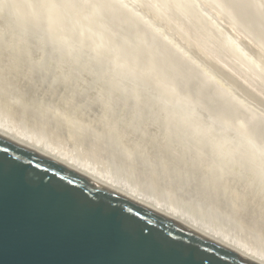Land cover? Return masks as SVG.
Instances as JSON below:
<instances>
[{"label": "rangeland", "instance_id": "obj_1", "mask_svg": "<svg viewBox=\"0 0 264 264\" xmlns=\"http://www.w3.org/2000/svg\"><path fill=\"white\" fill-rule=\"evenodd\" d=\"M5 1L7 2V4H5L6 3ZM36 1L37 2L40 1V3H38V4H41V0H39V1L36 0ZM36 1L33 0L31 2V0H30L31 4L34 2L36 3ZM47 1L43 0V2L45 4L44 5L42 4L40 6H45L47 4L49 5V3L54 2L53 0H52L53 2L51 0H49V2L47 3ZM20 2H21L20 4H23V6L25 7L24 8L21 5L24 8L25 12L21 11V10L15 12L14 10L9 9L7 7V5L9 3H11V0H9V1L8 0H0V53H1L0 54V60L2 62H4V63H2L0 61L1 62L0 63V119H2V120L7 119V121L9 119L10 123L12 125H14L16 129L18 128L20 131H23L27 134H33V135L38 136V137L40 136L42 138V141L53 143V146L59 145L60 149H65V151L68 150V152L72 153L73 156L77 157V159L79 161H81V160L87 161L88 163H91L92 165H95L102 170H104V169H105V171L107 170V172L111 173L114 177H117V179H121V180L125 179V180L130 181L131 183L137 185V187L139 189H141V190L143 189V191H146L148 194L152 195V197H154V198L156 197L157 199L163 201L162 203L164 205L172 204L174 207H177V209H181V212H183V213L185 212V213H189L193 216L199 217L203 221V223H205L211 227L218 228L224 233L226 232L230 236L235 237V239H237L238 241L243 243V245H246V247H251L257 253L264 255V227H262V225H264V218H262L260 215L261 206L264 205V186H263V184H259L258 179L257 178L254 179L255 175L254 174L252 175V172H249L248 170H244L243 166H241L240 164L230 165L231 168H227V169H229L230 172L228 170H226L228 172H226V171L221 172V170L219 172L218 168H217V167H219V163L216 162L217 160L215 161L214 156H212V154H210L209 151H206L204 149L205 147H202L204 149V151H203V149L200 148L201 145L199 143L197 144L196 143L197 141H195V139L191 140V139H193V137L190 139L189 136L185 135L187 132H185L184 136L180 135V136H182L180 138L179 134L181 133L182 129L181 130L179 129V127H180L179 125L177 126L178 129L177 128H174V129L171 128V127H175V126H173L172 122H169L170 121V118H169L170 115L168 113H172V112H167V113L165 112L164 114H166V115L162 114L163 118H162L161 113L159 111H157L158 113L155 112L156 111L155 109L157 107H160L159 106L160 102L158 103V100L163 102V100L160 99V97L163 96L162 94H160V92L162 93V91H160V90L164 89V86H165L166 88L168 87L166 90L172 91V92L169 91L171 94L169 92L167 94H170L174 98L176 97L175 99L171 100L172 102H170V104L175 105L176 103L177 104L179 103V104L183 105L184 102H186L182 107H180V105H179L178 108L179 109L181 108L182 110H184L188 106L187 108H189V113H190V111H191L190 109L192 107L193 109H195L194 110V112H195L194 116L196 117V115H197L196 118H198V115H200L198 120L204 119L202 121L199 120L201 123L203 122V124L207 125V122L210 119V116H208L209 113L214 116L215 113L217 112L216 113L217 116L215 115L213 120H218L217 118H218V114H219L220 116H223L224 121H226V118L228 117V119H229L228 122L231 124H232V122L233 123L234 122L235 123L241 122V124L243 123V127L246 128L248 131H250V133H251L250 136L254 140H256V137H258L260 139V141H263L262 139L264 138L263 137L264 136V96H263L264 95V15H262V10L258 9L259 7H257L258 6L257 4H261V3L264 4V0H244V1L242 0V2H239L237 0H232V3H231L232 7L231 8L233 10L234 19L233 18L231 19L225 13L224 14L221 13L223 16L220 15V20L221 19L222 20L219 21L221 23V25L224 28H226L225 30H227L229 33H231V35L235 36L241 42V44H243L246 47V49H248L250 55L253 54L251 56H253L256 61H259V62H257V64H259L260 70L263 71V75L261 77H257L256 75L254 76V74L250 70L247 71L248 69L241 63V61L237 57H235L233 54L229 53V51L220 43V41H218L217 39L210 36V34L207 33V28L202 24V22L200 21V19L196 15L190 14V15L182 16V15H177V14H173V13L165 14L162 12H158L157 8L154 6H151V4H149V3H151V1L149 2L148 0H144L142 2V4L140 5V10L144 11L146 18L152 19L156 22L158 21L159 25L160 26L162 25L160 27V29L162 30V33L168 34L170 36V39H172L170 41H173L175 43V47L178 46L177 47L178 49L177 48H175V49L181 50V51H179L180 54H181V52L184 53V57L186 59L185 61H182V60L179 61L180 59L178 57H176L175 55H173V53L169 49H167L164 45L154 41L147 32H145L142 28L138 27L137 25L127 24L126 26H124V28L122 27L121 29L116 30V31H114V33H112L113 32L112 30H115V28L117 27L116 23H114L113 21L107 20L108 18H104V17H102V18H104L105 22L102 21L103 20L102 18H96L95 22L93 20L92 23L95 25V27L97 29H101V30L96 29L95 32L99 34L98 36H100L99 38H100L101 43H102V41H104L103 42L104 46L107 45V44H105L106 38L108 39L110 36L111 37L113 36L114 41L117 40L116 43H118V41H119L118 44H120L121 46L124 45V46H122V48L123 49L125 48V51L123 50V52L126 53V55L128 53L130 54L131 50H136V51H138V56L140 58H142V56L144 57V58H142L143 61H141L143 63H141V65H140L142 67L141 69H143V67H144L142 72H140V75L142 73L144 74V75L143 74L141 75V80H140L141 86H140V84L138 87H133L132 85H130V86H132L134 88V90H136L138 88L137 91L140 90V94L143 93L145 95V97H146L147 93H148L147 96H149V94L151 93L154 103L156 102L157 104H159L158 106L156 104H151L152 108L154 107V105L156 106L153 109L150 106V103L153 101L150 102L149 98H147V97L145 98L143 94H142L143 96L141 95V97H138V95L136 94L138 92L133 91L132 87L130 88L129 86H125V88L127 87L126 88L127 90H125L126 92L128 91V87L130 88L129 89L130 91L132 89V91H131L132 94L130 93L131 96H126L124 91H120L121 93H119V91L117 89L118 88L117 84H114L115 88L112 89L114 81H115L114 83L117 82L118 84L121 81L123 82L122 77H120V76H119V78L115 77L116 80L113 81V78H110L113 74L109 73V71H108L109 68L106 67L108 72L105 71V68H103L104 66H106V63H104L103 61L94 60L93 57H95V56H92V60H94L99 65H100V63L103 62L104 65L102 63L101 67L96 66V64L93 65L92 61H91L92 64L91 63H89V64L84 63V61L86 62L85 58L84 59L81 58V59H83L82 61L84 63V64H81L80 63V61H81L80 57L72 55L74 53L68 54L67 52H65L66 50H63V51L59 50L61 48L58 49L56 46H54L55 44L51 43V42L49 44H52V45H48L49 41H48L47 35L44 34V33H46L44 28H42L44 30V32H43V30L33 28L34 26L31 22H34V19H33V21L30 22V20H32L31 18L26 19V17H25V20H29V22L32 25H30L28 23V21H26V23L29 25H26V23L23 22L24 16H26V14L28 15V12H29V10L26 9L27 7L29 8V6H30L29 0H21ZM145 3H146V5H145ZM38 4L36 3V4H33V6L31 5L32 7L36 8L34 10L37 12H38V10H37L38 8H39V11L42 9L40 6L37 8ZM53 4L56 5L55 3H53ZM247 5H254V6L248 7ZM142 6H144V7H142ZM147 6H149V7H147ZM56 7L60 8L58 6H56ZM152 8H154V9H152ZM67 9L63 10L64 13H65V11H67ZM45 10H47V9H45ZM70 10L72 11V9H70ZM153 10H156V13ZM26 11H27V13H26ZM41 11H44V9ZM41 11L38 12V15H39V17L43 16L42 18H43V20H45L44 14L41 16V14H42ZM72 12H74V11H72ZM87 12H86V14L83 12H82L83 14H81L83 16L82 21L85 23L83 24L81 21V18H80V20H79L80 24H78V25H85V24L87 25L88 23L91 25V21H90L91 15H88L90 13L89 12L87 13ZM164 12H165V10H164ZM11 13L12 14L15 13V14L12 15ZM39 13H41V14H39ZM16 14H21L22 16L24 15L23 20L16 19L15 18ZM153 14L158 15V17H155V15H153ZM10 15H12V16H10ZM163 15L166 17H163ZM13 16H15V17H13ZM160 16H161V19H160ZM173 16H174V18H173ZM9 17H10V19H9ZM42 18L38 19L37 22L38 23L40 22L39 24L42 26L44 25L43 27H45L46 24L41 23ZM114 18H117V17H114ZM163 18H166L167 20H163ZM226 18H228L229 20L228 19L226 20ZM97 19H99V21H97ZM180 19H182V20H180ZM15 22H16L17 26H16V24H14ZM191 22L193 25L191 24ZM97 23H99V24H97ZM106 23H108V24H106ZM175 23H177V24H175ZM93 24H92V27L94 28ZM178 24H181L182 26L180 25V27H179ZM37 25H35V26L37 27ZM183 25H184V27H183ZM27 26H29L28 29H27ZM31 26H32V29H31ZM42 26H39V28ZM110 26H111V28H108ZM114 26H115V28H114ZM185 26H186V28H185ZM25 27H26V29H25ZM190 27H191V29H190L191 31L188 30ZM198 28H200V29H198ZM235 28H237V29H235ZM239 28H240V30H239ZM180 30H183V31H180ZM233 30H236V31H233ZM25 31H27V33ZM41 31H42V33H41ZM99 31H101V32H99ZM117 31H119L120 32L119 34H121L122 36H120ZM187 31H189V32H187ZM108 32L109 33L111 32V35H109ZM238 32H239V34H238ZM102 33L103 34L106 33V34L103 35ZM187 33H189V34H187ZM1 34L3 35V37ZM106 35L107 36L109 35V36L107 37ZM174 35L176 37H174ZM187 35H189V36H187ZM105 36H106V38H105ZM198 36H200L201 38ZM113 37H112V39H113ZM112 39H109L107 41L110 42ZM205 39H206V42H205ZM187 41H189V42H187ZM11 42H13L14 44H12ZM198 42L200 43V45L198 44ZM96 44H97V42L95 43V45ZM127 44H128V46H127ZM204 44H205V46H204ZM206 45L208 48L206 47ZM102 46H97V48H99V49L101 48L100 53L105 51L104 49H106L105 47L102 48ZM217 46H219L221 48H218ZM106 47H108V49H109V45ZM43 49H45V51ZM204 49H205V51H203ZM222 51H224V52H222ZM151 52H152V54H151ZM89 53H90V51H89ZM91 53H93V52L91 51ZM227 53H229V54H227ZM25 55L27 57H25ZM101 55L103 56L102 53H101ZM101 55L98 53V55L96 56L98 58V60H102L103 57H101ZM55 56H56V58H55ZM232 56H233V58H231ZM96 57H95V59H97ZM15 58H16V60H15ZM60 58H61V60H60ZM77 58H79L80 61H78ZM3 59H5V60H3ZM21 59H23V60H21ZM9 60H11V61L14 60L13 62H16L18 64V66H21L20 68L23 69L25 72H27L31 69H37V70L38 69H44L47 72H51L54 74L57 73L56 75L60 76L61 79L68 77L69 81L73 82L74 84H78V86L81 85L79 90L81 92L85 93V97H86L85 99L88 100L89 103H86V104H84L83 107H81V104L79 102L74 103L72 105V104L66 103L64 100L62 101L60 97L65 95L63 87L60 88L59 93L57 92L58 94L57 93L50 94L51 96L49 94H45L44 91H41V94L38 97L31 98L30 102L28 103V107L16 106L10 102H7L5 100V96H4V89H5L4 77H5V74H3V73H4V66H5V64H7L9 62ZM75 61H78V62H75ZM46 62H47V64H46ZM197 62H199V63H197ZM235 62H238V63H235ZM22 64H23V66H22ZM65 65H66V67H65ZM84 65H86V67ZM243 69H246V70H243ZM57 70H59V71H57ZM83 70L86 72H84ZM147 71L148 72L150 71V73H148ZM86 73H88V77H87ZM201 73L203 75L209 76L212 79V81H214V83L218 86V90H216L215 87L212 86L210 82H209V84L203 82L202 77L200 76V75H202ZM19 74L14 73V75H18L19 79L21 78L20 80H22L24 73L21 72ZM82 74H83V76H82ZM106 76H108V77H106ZM76 77H77V79H76ZM90 77H92V78H90ZM112 77H114V76H112ZM146 78L150 79L151 82L154 80H157V81L151 83L150 80H148L146 82V81H144ZM151 78H153V79H151ZM117 79L118 80L122 79V80L118 81ZM247 79L249 81H246ZM89 80L91 83H89ZM166 80L171 82V83L167 82ZM16 81H13V84L19 85V80H16ZM194 81H196L197 85L194 83ZM199 81H201V82H199ZM122 82H121V84H123ZM192 82L194 85H192ZM25 83H27V82L25 81ZM146 83L149 84L148 86H150V88L147 86V89H146ZM159 83L161 84V87H160ZM168 83L170 84V86L171 85L172 86L169 87ZM189 85L193 86V90H192V87ZM153 86H155V87H153ZM9 87L11 88L12 85H9ZM175 87L178 89H176ZM189 87H190V90H189ZM209 87H212L213 89H211ZM139 88H141V89H139ZM156 88H157V90L160 88V90H158V92L160 91L159 93H157ZM116 89H117V91H116ZM144 89H145L146 93H144L145 92ZM210 89H211V91H210ZM207 90H209L210 92ZM108 91L110 93H108ZM130 91H128V92H130ZM177 91H178V94L176 96H174L177 93ZM187 91H188V93H190V91H192L193 92V93L191 92L192 95H191V93L188 94ZM122 92H124V93H122ZM104 94H105V96H104ZM124 94H125V97H124ZM216 94H218V97L216 96ZM178 95H180V96H178ZM186 95H188L189 99H187L188 97ZM182 96L184 99L180 100V98H182ZM135 97H136V99H135ZM216 97L218 99H216ZM219 97H220V99H219ZM156 98H158V99H156ZM191 98H193L192 99L193 101L190 100ZM194 98H196V99L194 100ZM221 98H222V100H221ZM9 99H11V97ZM227 99L232 100L234 102L237 101V102H235L236 105L231 103V102L226 101ZM141 100H143V101H141ZM150 100H152V99H150ZM138 101H141V102H138ZM173 101L175 103H173ZM199 101H201V102H199ZM222 101L224 102V104ZM60 102H61V104H59ZM136 102L139 103L140 106H142V107H139ZM221 102H222V104H221ZM63 103H64V105H63ZM65 103H66V105H65ZM188 103H190L192 106L190 104L188 105ZM227 103L230 106H232V105L237 106L238 105V107L236 108V107L232 106V109L234 107V109L232 111V109L230 108V106ZM239 103L244 105V106L241 107L239 105ZM52 105H54V106H52ZM148 105H149V107H148ZM197 105H200V107H202L201 109L198 107V112L196 111ZM204 105H205V107L203 108ZM214 105L216 107H214ZM177 106L178 105H176V108H177ZM184 106H186V107H184ZM226 106H228L227 108H229V109H227ZM99 107H100V109H99ZM224 107L226 108V110ZM70 108H72V109H70ZM74 108H76V109H74ZM205 108L207 110L204 111ZM77 109H79L80 111ZM158 109L159 108H157V110ZM210 109L213 110L214 112L211 111ZM240 109L243 110V112ZM159 110L161 111V110H163V108L160 107ZM209 110L211 112H208ZM239 110L241 111V113H240L241 115L238 113V112H240ZM151 111H153V112H151ZM165 111H168V110H165ZM223 111H225V112H223ZM244 111H245V113H244ZM221 112L224 114H222ZM205 113H208V115H206ZM229 113L231 115H233L232 119H234V120L232 122L230 121L232 119H231V115ZM76 114L79 116H77ZM167 114H168V116H167ZM173 115L175 117H177L175 114H173ZM224 115H226V116H224ZM228 115H230V116H228ZM213 116H211V120H212ZM247 116H248V118H247ZM164 117H165V119H168V120H165ZM166 117H168V118H166ZM215 117H217V118H215ZM80 118H82V119H80ZM97 118H99V119L97 120ZM221 118L222 117H220V119ZM238 118L241 119V121ZM162 120L165 121L166 123L162 122ZM173 120H171V121H173ZM247 120H248V122H252V123H247ZM167 121L170 124H168ZM174 121H176V120H174ZM204 121H206V122L204 123ZM243 121L245 122V125H244ZM254 121L257 123H255ZM175 125H176V123H175ZM94 127H95L97 133H104L105 135H103L102 137L97 139L95 136L87 134V129H91V128L94 129ZM254 127H255V129H254ZM117 128H119V129L117 130ZM248 128H250V129H248ZM176 129L179 131H177ZM119 132H121V133L119 134ZM110 133H111V135H110ZM142 133H143V135H142ZM182 133H184V130ZM259 133L261 134V136L259 135ZM189 140L191 143L189 142ZM260 141L258 142V140H257L256 142L259 145H263L262 143L260 144ZM128 142H130V143H128ZM161 144H163V145H161ZM165 144H167V145H165ZM181 145H182V147H181ZM181 149H183V150H181ZM158 150L160 151V153ZM167 150H169V151L167 152ZM73 152H76L77 156H76V153H73ZM199 152L201 154H199ZM198 155H199V157H198ZM204 166H206L207 169ZM238 168H240L241 171ZM182 169H183V171H182ZM210 169H211V171H210ZM227 174L229 175V177L227 176ZM230 174H232L233 177ZM223 175H224V177H221ZM192 176L195 177V180L189 179V177H192ZM244 176H245V180L243 179ZM209 177H211L212 179ZM229 178H231V179H229ZM236 179H237V181H236ZM242 179H243V181H242ZM216 180H217V182H216ZM252 182H253V184H252ZM254 189H255V191H254ZM259 190H263V191L261 192ZM251 196H252V198H251ZM166 203H169V204H166ZM242 205L245 208L243 211H241ZM253 209L255 210L254 216H253V213L251 211Z\"/></svg>", "mask_w": 264, "mask_h": 264}, {"label": "bare ground", "instance_id": "obj_2", "mask_svg": "<svg viewBox=\"0 0 264 264\" xmlns=\"http://www.w3.org/2000/svg\"><path fill=\"white\" fill-rule=\"evenodd\" d=\"M9 1V0H8ZM21 0H11V3H9L7 5V7L11 10H14L15 12L17 11H24V6L23 4H20ZM33 0H31L32 2ZM36 1V0H35ZM39 1V0H38ZM47 1V0H46ZM52 1V0H51ZM50 1V2H51ZM54 1V2H53ZM52 2L55 3L56 5H54L53 3H49V5H45V6H40V5H44L45 3L43 2V0H41V4H38L40 3L36 1V3L38 4L37 5V8L40 6L41 10L44 9V11H41V16L44 14V19L43 20V16L42 17H39L38 15V12L39 11V8L37 9V11H35L34 9H36L35 7H32L33 4H36L35 2L31 4L30 0H29V8L27 7L26 9L29 10L28 12V15L26 14V16H24V20H23V16L21 14H16L15 17L16 19H20V20H23V22L26 23V21H28V23L30 25L33 24V28L35 29H39V30H43L42 28L45 29V32L44 34L47 35L48 37V45H52V44H49L50 42L51 43H54L59 50H66L65 52H67L68 54H72V55H75V56H79L80 59L81 58H85L86 62L84 61V63H93V65L96 64V66H100L101 67V64L104 62L106 63V66H104L103 68H105V71H107L106 67L109 68V73L110 74H113L112 76L114 77H110V78H113V81L116 80L115 77L119 78L122 77L123 79V84H121V82H119V84L116 82L114 83L113 82V87L112 89L115 88L114 84H117L118 85V91L119 93H121L120 91H124L126 96H131L130 93L132 94V89L133 91H137L138 88L136 90H134L133 87H138L139 84H140V80H141V74L140 75V72H142V70L144 69H141L142 67L140 66L141 61H143L142 58H144L142 56V58H140L138 56V51L136 50H129L130 51V54L126 55V53L123 52V50L125 51V48L123 49L122 46L124 45H120L118 43H116V41H114V37L112 39V37L110 36L108 39L106 38V43L107 44L106 46L109 45V49L108 47L104 46L103 42L101 43L100 41V36H98L99 34L96 33V27L95 25L92 23V21L96 20V18H108L107 20H110V21H113L114 23L117 24V27L115 28V30H112L114 33V31L116 30H119L121 29L122 27L124 28V26H126L127 24L129 25H137L138 27L142 28L145 32H147L150 37L164 45L167 49H169L173 55H175L176 57H178L180 60L179 61H185V57H184V53L181 52V54L179 53V51L181 50H176L175 48H177L178 46L175 47V43L173 41H170L172 39H170V36L168 34H164L162 33V30L160 29V26L159 25V22L157 21H154L152 19H149V18H146V15L144 14V11L140 10V5L142 4V2L144 0H53ZM149 2L151 1V6H154L157 8L158 12H162V13H165V14H177V15H182V16H186V15H196L200 21L202 22V24L207 28V33L210 34V36H212L213 38L217 39L218 41H220V43L229 51V53L233 54L235 57H237L241 63L248 69L247 71H251L254 76L256 75L257 77H261L263 75V71L260 70V66L259 64H257V62L259 61H256L254 59L253 54L250 55L248 49H246V47L241 44V42L233 35H231V33H229L227 30H225L226 28H224L221 23L219 21L220 20V15H222L221 13H225L227 16H229L231 19L233 18L234 19V15H233V10H232V0H148ZM231 1V2H230ZM239 2H242V0H237ZM244 1V0H243ZM6 2V1H5ZM4 2V3H5ZM49 2V0L47 1V3ZM7 4V2L5 3ZM263 4V3H261ZM24 7H22V6ZM32 5V6H31ZM76 7H75V6ZM144 5V4H143ZM146 5V3H145ZM148 5V4H147ZM258 6L260 4H257ZM56 6L60 7V8H57ZM75 8H74V7ZM257 6V7H258ZM22 7V8H21ZM45 7V8H44ZM48 7V8H47ZM78 7V8H77ZM144 7V6H142ZM149 7V6H147ZM68 8V9H67ZM77 8V9H76ZM2 9V8H1ZM47 9V10H45ZM66 10L65 13L63 10ZM70 9H72V12ZM76 9V10H75ZM147 9V8H146ZM154 9V8H152ZM259 10H261L260 8H258ZM27 10V11H28ZM144 10V9H143ZM163 10V11H162ZM165 10V12H164ZM13 11V12H14ZM26 11V13H27ZM77 11V12H76ZM88 11L90 14L88 15H91V25L88 23L87 25H78L80 24L79 23V20L81 18V21L83 20V16L81 14L85 13ZM155 11L156 13V10H153ZM167 11V12H166ZM44 12V13H43ZM83 12V13H82ZM87 12V13H88ZM36 13V14H35ZM153 13V12H152ZM10 14V13H9ZM8 14V15H9ZM12 14V13H11ZM15 13H13L12 15H14ZM10 15V16H12ZM38 15V16H37ZM148 15V14H147ZM155 15V17H158V15L156 14H153ZM162 16V15H161ZM161 16H160V19H161ZM223 16V15H222ZM226 16V17H227ZM5 17V16H4ZM25 17L26 19L28 18H31L33 21L34 19V22H29V20H25ZM114 17H117V18H114ZM163 17H166L163 15ZM236 17V16H235ZM6 18V17H5ZM42 18V24H46L45 27H43L42 25H40L37 21L38 19ZM104 18H102L103 22L104 21ZM174 18V16H173ZM176 18V17H175ZM180 18V17H179ZM186 18V17H185ZM10 19V17H9ZM15 19V20H16ZM158 19V18H157ZM224 19V18H223ZM228 18H226L227 20ZM101 20V19H100ZM163 20H167L166 18H163ZM182 20V19H180ZM189 20V19H188ZM229 20V19H228ZM2 21V20H1ZM5 21V20H4ZM80 21V22H81ZM85 21V20H84ZM97 21H99V19H97ZM96 21V22H97ZM18 22V21H17ZM108 22V21H107ZM189 22V21H188ZM10 23V22H9ZM21 23V22H20ZM35 23V24H34ZM82 23L84 24L85 22L82 21ZM163 23V22H162ZM167 23V22H166ZM165 23V24H166ZM186 23V22H185ZM184 23V24H185ZM16 24V22L14 23ZM26 23V25H29ZM38 24V25H37ZM92 24L94 25V28L92 27ZM99 24V23H97ZM101 24V23H100ZM108 24V23H106ZM169 24V23H168ZM172 24V23H171ZM170 24V25H171ZM177 24V23H175ZM174 24V25H175ZM187 24V23H186ZM192 24V22H191ZM195 24V23H194ZM223 24V23H222ZM3 25V24H2ZM25 25V26H26ZM37 25V27L35 26ZM104 25V24H103ZM115 25V24H114ZM179 27L181 24H178ZM193 25V24H192ZM224 25V24H223ZM14 26V25H13ZM17 26V24H16ZM20 26V25H19ZM39 26H42L39 28ZM98 26V25H97ZM113 26V25H112ZM182 26V25H181ZM189 26V25H188ZM187 26V27H188ZM236 26V25H235ZM3 27V26H2ZM22 27V26H21ZM29 26H27V29H28ZM171 27V26H170ZM178 27V26H177ZM184 27V25H183ZM194 27V26H193ZM8 28V27H7ZM108 28H111L108 27ZM126 28V27H125ZM186 28V26H185ZM195 28V27H194ZM229 28V27H228ZM19 29V28H18ZM26 29V27H25ZM30 29V28H29ZM31 29H32V26H31ZM107 29V28H106ZM191 27L188 29L190 30ZM193 29V28H192ZM200 29V28H198ZM237 29V28H235ZM3 30V29H2ZM97 30H101V29H97ZM175 30V29H174ZM187 30V29H186ZM194 30V29H193ZM229 30V29H228ZM232 30V29H231ZM240 30V28H239ZM244 30V29H243ZM30 31V30H29ZM109 31V30H108ZM180 31H183V30H180ZM191 31V30H190ZM233 31H236V30H233ZM27 33V31H25ZM31 32V31H30ZM44 32V30H43ZM101 32V31H99ZM118 34L120 33L119 31H117ZM166 32V31H165ZM169 32V31H168ZM189 32V31H187ZM193 32V31H192ZM195 32V31H194ZM2 33V32H1ZM39 33V32H38ZM42 33V31H41ZM109 33V32H108ZM196 33V32H195ZM5 34V33H4ZM103 34V33H102ZM106 34V33H105ZM103 34V35H105ZM189 34V33H187ZM197 34V33H196ZM201 34V33H200ZM199 34V35H200ZM239 34V32H238ZM242 34V33H241ZM2 35V34H1ZM43 35V34H42ZM109 35H111V32L109 33ZM108 35V36H109ZM114 35V34H113ZM120 36H122L121 34H119ZM173 35V34H172ZM195 35V34H194ZM107 36V37H108ZM189 36V35H187ZM209 36V37H210ZM247 36V35H246ZM3 37V35H2ZM17 37V36H16ZM28 37V36H27ZM130 37V36H129ZM174 37H176L174 35ZM200 37V36H198ZM242 37V36H241ZM21 38V37H20ZM104 38V39H105ZM116 38V37H115ZM188 38V37H187ZM201 38V37H200ZM246 38V37H245ZM250 38V37H249ZM45 39V38H44ZM102 39V38H101ZM103 39V40H104ZM109 39H112L110 42L107 41ZM136 39V38H135ZM191 39V38H190ZM204 39V38H203ZM247 39V38H246ZM251 39V38H250ZM13 40V39H12ZM17 40V39H16ZM15 40V41H16ZM47 40V39H46ZM199 40V39H198ZM252 40V39H251ZM5 41V40H4ZM23 41V40H22ZM25 41V40H24ZM213 41V40H212ZM7 42V41H6ZM14 42V41H13ZM13 42H11L12 44H14ZM28 42V41H27ZM31 42V41H30ZM97 42V46H102V48H106L104 49L105 51L101 52L103 54V56L101 55L100 51H101V48H97V46L95 45V43ZM189 42V41H187ZM194 42V41H193ZM205 42H206V39H205ZM249 42V41H248ZM4 43V42H3ZM26 43V42H25ZM32 43V42H31ZM99 43V44H98ZM212 43V42H211ZM28 44V43H27ZM198 44L200 45V43L198 42ZM216 44V43H215ZM220 44V45H221ZM245 44V43H244ZM256 44V43H255ZM7 45V44H6ZM20 45V44H19ZM177 45V44H176ZM203 45V44H202ZM208 45V44H207ZM206 45V47H207ZM212 45V44H211ZM219 45V46H220ZM2 46V45H1ZM15 46V45H14ZM128 46V44H127ZM205 46V44H204ZM214 46V45H213ZM217 46L218 48H221ZM10 47V46H9ZM30 47V46H29ZM28 47V48H29ZM202 47V46H201ZM210 47V46H209ZM5 48V47H4ZM24 48V47H23ZM36 48V47H35ZM208 48V47H207ZM215 48V47H214ZM223 48V47H222ZM9 49V48H8ZM21 49V48H20ZM178 49V48H177ZM181 49V48H180ZM217 49V48H216ZM254 49V48H253ZM45 51V49H43ZM51 50V49H50ZM53 50V49H52ZM128 50V49H127ZM126 50V51H127ZM40 51V50H39ZM48 51V50H47ZM61 51V52H62ZM91 53V51L93 53ZM205 51V49L203 50ZM212 51V50H211ZM210 51V52H211ZM219 51V50H218ZM88 52V53H87ZM128 52V51H127ZM148 52V51H147ZM216 52V51H215ZM224 52V51H222ZM226 52V51H225ZM98 53L101 55L102 60H98V58L96 57L98 55ZM150 53V52H149ZM227 53V54H229ZM263 53V52H262ZM1 54V53H0ZM11 54V53H10ZM9 54V55H10ZM24 54V53H23ZM27 54V53H26ZM42 54V53H41ZM51 54V53H50ZM59 54V53H58ZM93 54V55H92ZM96 54V55H95ZM152 54V52H151ZM163 54V53H162ZM220 54V53H219ZM45 55V54H44ZM52 55V54H51ZM60 55V54H59ZM126 55V56H125ZM20 56V55H19ZM49 56V55H48ZM92 56H95L97 59L94 58V60L96 61H103L102 63H100V65L98 63H96L94 60H92ZM192 56V55H191ZM212 56V55H211ZM13 57V56H12ZM23 57V56H22ZM25 57H27L25 55ZM51 57V56H50ZM62 57V56H61ZM73 57V56H72ZM71 57V58H72ZM221 57V56H220ZM56 58V56H55ZM100 58V57H99ZM147 58V57H146ZM227 58V57H226ZM230 58V57H229ZM233 58V56L231 57ZM11 59V58H10ZM45 59V58H44ZM52 59V58H51ZM76 59V58H75ZM74 59V60H75ZM78 61H80L79 58H77ZM83 59H81L80 63L81 64H84L83 63ZM142 59V60H141ZM168 59V58H167ZM213 59V58H212ZM235 59V58H234ZM5 60V59H3ZM16 60V58H15ZM23 60V59H21ZM61 60V58H60ZM65 60V59H64ZM70 60V59H69ZM156 60V59H155ZM195 60V59H194ZM232 60V59H231ZM1 61V60H0ZM14 61V60H13ZM52 61V60H51ZM72 61V60H71ZM78 61H75V62H78ZM199 61V60H198ZM235 61V60H234ZM2 62V61H1ZM0 62V63H1ZM34 62V61H33ZM45 62V61H44ZM74 62V63H75ZM145 62V61H144ZM153 62V61H152ZM231 62V61H230ZM239 62V61H238ZM238 62H235V63H238ZM4 63V62H2ZM16 63V62H15ZM20 63V62H19ZM23 63V62H22ZM36 63V62H35ZM43 63V62H42ZM54 63V62H53ZM57 63V62H56ZM67 63V62H66ZM91 63V64H92ZM103 63V65H104ZM158 63V62H157ZM199 63V62H197ZM44 64V63H43ZM47 64V62H46ZM45 64V65H46ZM60 64V63H59ZM58 64V65H59ZM72 64V63H71ZM146 64V63H145ZM16 65H18L16 63ZM33 65V64H32ZM78 65V64H77ZM144 65V64H143ZM148 65V64H147ZM160 65V64H159ZM186 65V64H185ZM238 65V64H237ZM241 65V64H240ZM261 65V64H260ZM23 66V64H22ZM40 66V65H39ZM43 66V65H42ZM54 66V65H53ZM73 66V65H72ZM80 66V65H79ZM86 67V65H84ZM21 67V66H19ZM31 67V66H30ZM66 67V65H65ZM32 68V67H31ZM36 68V67H35ZM40 68V67H39ZM84 68V67H83ZM102 68V69H103ZM202 68V67H201ZM209 68V67H208ZM239 68V67H238ZM48 69V68H47ZM46 69V70H47ZM72 69V68H71ZM94 69V68H93ZM92 69V70H93ZM160 69V68H159ZM193 69V68H192ZM204 69V68H203ZM202 69V70H203ZM241 69V68H240ZM89 70V69H88ZM96 70V69H95ZM194 70V69H193ZM201 70V71H202ZM243 70H246V69H243ZM52 71V70H51ZM74 71V70H73ZM84 71V70H83ZM98 71V70H97ZM107 71V72H108ZM25 72V71H24ZM23 72V73H24ZM28 72V71H27ZM75 72V71H74ZM82 72V71H81ZM86 72V71H84ZM90 72V71H89ZM94 72V71H93ZM148 72V71H147ZM159 72V71H158ZM157 72V73H158ZM209 72V71H208ZM61 73V72H60ZM69 73V72H68ZM91 73V72H90ZM150 73V71L148 72ZM4 74V73H3ZM57 74V73H56ZM84 74V73H83ZM82 74V76H83ZM87 74V77H88V73ZM103 74V73H102ZM106 74V73H105ZM202 74V73H201ZM208 74V73H207ZM215 74V73H214ZM242 74V73H241ZM14 75V74H13ZM20 75V74H19ZM61 75V74H60ZM91 75V74H90ZM116 75V76H115ZM118 75V76H117ZM144 75V74H143ZM153 75V74H152ZM157 75V74H156ZM164 75V74H163ZM246 75V74H245ZM76 76V75H75ZM80 76V75H79ZM101 76V75H100ZM155 76V75H154ZM158 76V75H157ZM173 76V75H172ZM202 77V80L203 82L205 83H208L209 82L211 83L212 86L215 87L216 90H218V86L214 83V81H212V79L207 76V75H200ZM250 76V75H249ZM108 77V76H106ZM150 77V76H149ZM160 77V76H159ZM215 77V76H214ZM244 77V76H243ZM68 78V77H67ZM92 78V77H90ZM148 78V77H147ZM145 79L144 81H148L150 79ZM256 78V77H255ZM21 79V78H20ZM23 79V78H22ZM77 79V77H76ZM85 79V78H84ZM98 79V78H97ZM101 79V78H100ZM120 79V80H122ZM144 79V78H143ZM142 79V80H143ZM153 79V78H151ZM158 79V78H157ZM201 79V78H200ZM216 79V78H215ZM219 79V78H218ZM246 79V78H245ZM259 79V78H258ZM118 80V79H117ZM118 80V81H120ZM185 80V79H184ZM214 80V79H213ZM252 80V79H251ZM86 81V80H85ZM157 80H154L151 82H155ZM167 81V80H166ZM171 81V80H170ZM246 81H249L248 79ZM17 82V81H16ZM94 82V81H93ZM103 82V81H102ZM111 82V81H110ZM143 82V81H142ZM161 82V81H160ZM169 82V81H167ZM201 82V81H199ZM216 82V81H215ZM256 82V81H255ZM89 83L90 80H89ZM98 83V82H97ZM108 83V82H107ZM112 83V82H111ZM149 83V82H148ZM163 83V82H162ZM166 83V82H165ZM171 83V82H169ZM168 83L169 87L170 84ZM194 83L197 85L196 81H194ZM143 84V83H142ZM150 84V83H149ZM146 83V89H147V86L149 85ZM158 84V83H157ZM160 84V83H159ZM176 84V83H175ZM181 84V83H180ZM259 84V83H258ZM85 85V84H84ZM112 85V84H111ZM124 85V86H123ZM132 85V86H130ZM153 85V84H152ZM151 85V86H152ZM156 85V84H155ZM192 85L193 82H192ZM195 85V86H196ZM255 85V84H254ZM81 86V85H80ZM79 86V88H80ZM88 86V85H87ZM107 86V85H106ZM123 88H122V87ZM125 86H129L130 88L132 87L131 91L129 90L130 88L128 87V91L130 92H126L125 90H127L125 88ZM141 86V84H140ZM175 86V85H174ZM179 86V85H178ZM191 86V85H189ZM86 87V86H85ZM98 87V86H97ZM150 88V86H148ZM155 87V86H153ZM159 87V86H158ZM160 87H161V84H160ZM192 87V90H193V86ZM255 87V86H254ZM163 88V87H162ZM168 88V87H167ZM165 86H164V89H161L160 88L158 90L162 91V93L160 92V94H162L163 96L160 97L162 101L158 100V103L160 102V105L157 104L156 102L154 103L153 101V97H152V94L150 93L149 96L148 93L146 94V97L149 98V101H153L150 103V106L151 104H156L157 106L159 105L161 108H163V110H159L160 107H157L159 108L157 110V108L155 109L156 113H158L157 111H159L161 113V116L162 114L163 115H166L164 114L165 112H172L173 114H175L177 117H175L172 113H168L170 115V121L169 122H172L173 126L175 127H171V128H177V126L179 125V129L181 131V133L179 134V137L181 138L182 136L180 135H183L185 134V132H187L185 135L189 136L190 139L193 137V139L191 140H194L197 141L196 143L200 144V148L202 147H205L204 149L206 151H209L210 154H212V156H214V159L217 163H219V167L218 168V171L220 172H224L226 170L229 171V169L227 168H231L230 165L232 164H240L241 166H243L244 170H248L249 172H252V175L254 174L255 178L254 179H258V182L259 184H263L264 186V138L262 139L263 141H260V139L258 137H256V140H254L250 135V131H248L246 128L243 127V123L241 124V122L239 123H233L232 121L234 119L233 118V115H231V119L230 120L232 122L229 123L228 122V117L226 118V121L223 120V116H220L218 114V120H213L214 119V116L211 115L209 113H205L206 115L210 116V119L209 121L207 122V125L203 124V122L201 123L200 121L204 120V119H199L198 118L200 117V115H198V118L197 115L196 117L194 116V110L192 107H191V111L189 113V108H187L186 106V109L182 110L181 108L179 109V105L180 107H182L186 102H184L183 105L181 104H175V105H172L170 104V102H172L171 100L175 99L173 96H171L170 90H166L167 89ZM176 88V87H175ZM206 88V87H205ZM211 89H213L212 87H209ZM208 88V89H209ZM222 88V87H221ZM116 89V91H117ZM141 89V88H139ZM154 89V88H153ZM174 89V88H173ZM178 89V88H176ZM210 89V91H211ZM62 90V89H61ZM100 90V89H99ZM157 90V88H156ZM157 90V93H159ZM189 90H190V87H189ZM188 90V91H189ZM43 91V90H42ZM94 91V90H93ZM145 91V89H144ZM154 91V90H153ZM170 91V92H169ZM187 91V93H188ZM209 91V90H207ZM209 91V92H210ZM103 92V91H102ZM122 92V93H124ZM138 93H136L138 95V97H141V95L143 94H140V90L137 91ZM170 93V94H167V93ZM192 91H190L191 93ZM206 92V91H205ZM57 93V92H56ZM59 93V92H58ZM57 93V94H58ZM108 93H110L108 91ZM146 93V91L144 92ZM155 93V92H154ZM188 93V94H190ZM193 93V92H192ZM191 93V95H192ZM102 94V93H101ZM125 94H124V97H125ZM178 94V91L177 93L174 95L176 96ZM197 94V93H196ZM207 94V93H206ZM209 94V93H208ZM50 95V94H49ZM119 95V94H118ZM144 95V94H143ZM142 95V96H143ZM226 95V94H225ZM224 95V96H225ZM51 96V95H50ZM94 96V95H93ZM105 96V94H104ZM136 96V95H135ZM160 96V95H159ZM180 96V95H178ZM188 97V95H186ZM190 96V95H189ZM194 96V95H193ZM216 96L218 97V94H216ZM264 96V95H263ZM53 97V96H52ZM145 97V95H144ZM145 97V98H146ZM155 97V96H154ZM195 97V96H194ZM199 97V96H198ZM216 97V99H218ZM221 97V96H220ZM219 97V99H220ZM40 98V97H39ZM49 98V97H48ZM61 98V97H60ZM86 98V97H85ZM110 98V97H109ZM129 98V97H128ZM131 98V97H130ZM144 98V99H145ZM186 98V97H185ZM35 99V98H34ZM47 99V98H46ZM50 99V98H49ZM120 99V98H119ZM136 99V97H135ZM142 99V98H141ZM152 99V100H150ZM158 99V98H156ZM179 99V98H178ZM181 99H184L183 96ZM189 99V97L187 98ZM193 98H191L190 100H192ZM196 98H194L195 100ZM41 100V99H40ZM45 100V99H44ZM48 100V99H47ZM62 100V99H61ZM131 100V99H130ZM155 100V99H154ZM199 100V99H198ZM197 100V101H198ZM202 100V99H201ZM222 100V98H221ZM225 100V99H224ZM39 101V100H38ZM57 101V100H56ZM63 101V100H62ZM88 101V100H87ZM133 101V100H132ZM137 101V100H136ZM143 101V100H141ZM141 101H138V102H141ZM147 101V100H146ZM179 101V100H178ZM193 101V100H192ZM203 101V100H202ZM217 101V100H216ZM228 102H231L233 104H235V102L237 101H232V100H226ZM130 102V101H129ZM148 102V101H147ZM177 102V101H176ZM195 102V101H194ZM201 102V101H199ZM223 102V101H222ZM221 102V104H222ZM89 103V102H88ZM96 103V102H95ZM137 103V102H136ZM135 103V104H136ZM173 103H175L173 101ZM226 103V102H225ZM242 103V102H241ZM250 103V102H249ZM42 104V103H41ZM61 104V102L59 103ZM139 107H142L140 106L139 103H137ZM190 103H188L189 105ZM200 104V103H199ZM203 104V103H202ZM224 104V102H223ZM228 104V103H227ZM226 104V105H227ZM58 105V104H57ZM64 105V103H63ZM66 105V103H65ZM73 105V104H72ZM172 105V106H171ZM176 105L177 108H176ZM191 105V104H190ZM196 105V104H195ZM194 105V106H195ZM229 105V104H228ZM236 105V104H235ZM239 105L241 107H243L244 105L240 104ZM7 106V105H6ZM47 106V105H46ZM54 106V105H52ZM192 106V105H191ZM225 106V105H224ZM230 106V105H229ZM234 106V105H232ZM232 106H230V108L232 109ZM76 107V106H75ZM125 107V106H124ZM144 107V106H143ZM146 107V106H145ZM149 107V105H148ZM156 106L154 105L153 108H155ZM190 107V106H189ZM198 107L201 109L202 107H200V105H197L196 107V111L198 112ZM205 107V105L203 106V108ZM214 107H216L214 105ZM228 106H226L227 108ZM234 107H238L237 106H234ZM233 107V109H234ZM247 107V106H246ZM53 108V107H52ZM58 108V107H57ZM73 108V107H72ZM70 108V109H72ZM78 108V107H77ZM81 108V107H80ZM103 108V107H102ZM113 108V107H112ZM123 108V107H122ZM152 108V106H151ZM152 108V109H153ZM210 108V107H209ZM219 108V107H218ZM217 108V109H218ZM225 108V107H224ZM223 108V109H224ZM225 108V110H226ZM235 108V109H236ZM76 109V108H74ZM84 109V108H83ZM90 109V108H89ZM100 109V107H99ZM117 109V108H116ZM229 109V108H227ZM232 109V111H233ZM79 110V109H77ZM142 110V109H141ZM165 110H168V111H165ZM203 110V109H202ZM207 110L206 108L204 109V111ZM211 110V109H210ZM208 111V112H211V111ZM241 110V109H240ZM239 110V111H240ZM67 111V110H66ZM80 111V110H79ZM148 111V110H147ZM201 111V110H200ZM213 111V112H214ZM221 111V110H220ZM229 111V110H228ZM227 111V112H228ZM231 111V112H232ZM243 112V110H241ZM238 112L239 114L241 113ZM75 112V111H74ZM98 112V111H97ZM100 112V111H99ZM125 112V111H124ZM153 112V111H151ZM207 112V111H206ZM225 112V111H223ZM226 112V113H227ZM72 113V112H71ZM107 113V112H106ZM105 113V114H106ZM222 113V112H221ZM245 113V111H244ZM55 114V113H54ZM98 114V113H97ZM103 114V113H102ZM115 114V113H114ZM128 114V113H127ZM136 114V113H135ZM167 114V116H168ZM224 114V113H222ZM221 114V115H222ZM243 114V113H242ZM69 115V114H68ZM72 115V114H71ZM70 115V116H71ZM77 115V114H76ZM75 115V116H76ZM123 115V114H122ZM228 115V116H230ZM241 115V114H240ZM246 115V114H245ZM69 116V117H70ZM79 116V115H77ZM76 116V117H77ZM93 116V115H92ZM95 116V115H94ZM133 116V115H132ZM211 116H213L212 120H211ZM217 116V115H216ZM226 116V115H224ZM244 116V115H243ZM249 116V115H248ZM247 116V118H248ZM252 116V115H251ZM250 116V117H251ZM68 117V116H67ZM73 117V116H72ZM96 117V116H95ZM220 117H222L220 119ZM90 118V117H89ZM102 118V117H101ZM100 118V119H101ZM123 118V117H122ZM163 118V116H162ZM168 118V117H166ZM208 118V117H207ZM246 118V117H245ZM82 119V118H80ZM91 119V118H90ZM99 118H97L98 120ZM165 119V117H164ZM176 121H174V120ZM239 119V118H238ZM112 120V119H111ZM130 120V119H129ZM137 120V119H136ZM165 120H168V119H165ZM173 120V121H171ZM208 120V119H207ZM237 120V119H236ZM241 121V119H239ZM81 121V120H80ZM84 121V120H83ZM104 121V120H103ZM238 121V120H237ZM79 122V121H78ZM97 122V121H96ZM109 122V121H108ZM162 122H165L162 120ZM168 122V121H167ZM168 122V124H170ZM206 121H204L205 123ZM244 122V121H243ZM255 122V121H254ZM76 123V122H75ZM81 123V122H80ZM90 123V122H89ZM101 123V122H100ZM150 123V122H149ZM159 123V122H158ZM166 123V122H165ZM176 123V125H175ZM247 123H252V122H248L247 120ZM246 123V124H247ZM257 123V122H255ZM99 124V123H98ZM104 124V123H103ZM129 125V124H128ZM147 125V124H146ZM166 125V124H165ZM244 125H245V122H244ZM248 125V124H247ZM251 125V124H250ZM249 125V126H250ZM255 125V124H254ZM82 126V125H81ZM80 126V127H81ZM120 126V125H119ZM172 126V125H171ZM100 127V126H99ZM115 127V126H114ZM118 127V126H117ZM152 127V126H151ZM156 127V126H155ZM158 127V126H157ZM116 128V127H115ZM263 128V127H262ZM92 129V128H91ZM95 129V127H94ZM119 128H117L118 130ZM122 129V128H121ZM128 129V128H127ZM178 129V128H177ZM176 129V130H177ZM250 129V128H248ZM255 129V127H254ZM257 129V128H256ZM98 130V129H97ZM153 130V129H152ZM169 130V129H168ZM184 130V133H182ZM103 131V130H102ZM136 131V130H135ZM134 131V132H135ZM179 131V130H177ZM253 131V130H252ZM105 132V131H104ZM132 132V131H131ZM130 132V133H131ZM140 132V131H139ZM0 133L11 138V139H14L16 141H18L19 143L23 144L24 146L28 147L29 149L33 150L34 152L38 153L39 155L63 166L64 168L78 174V175H81L82 177L86 178L87 180L101 186V187H104L124 198H127L129 199L130 201L140 205V206H143L149 210H151L152 212L160 215L161 217H164L166 219H168L169 221H172L173 223H176L194 233H196L197 235L205 238V239H208L224 248H227L239 255H242L258 264H264V255H261L259 253H257L253 248L251 247H246V245H243V243H241L240 241H238L237 239H235V237H232L230 236L229 234H227L226 232H222L220 229L218 228H215V227H211L205 223H203V221L199 218V217H196V216H193L189 213H183L181 212V209H177V207H174L172 204H169V203H166V204H169V205H164L159 199H156L154 197H152V195L148 194L146 191H143V189H139L137 187V185L131 183L130 181L128 180H121V179H117V177H114L111 173L107 172V170L105 171L98 168L97 166L95 165H92L91 163H88L87 161H79L77 159V157L73 156L72 153H69L68 150L65 151V149H60L59 145H55L53 146V143H49V142H46V141H42V138L39 136H35L33 134H27L23 131H20L18 128L16 129L14 125H12L10 123V120L7 119L6 120H2L0 119ZM106 133V132H105ZM121 132H119L120 134ZM129 133V132H128ZM141 133V132H140ZM174 133V132H173ZM41 134V133H40ZM115 134V133H114ZM123 134V133H122ZM121 134V135H122ZM136 134V133H135ZM157 134V133H156ZM175 134V133H174ZM111 135V133H110ZM113 135V134H112ZM132 135V134H131ZM134 135V134H133ZM143 135V133H142ZM259 135L261 136V134L259 133ZM147 136V135H146ZM151 136V135H150ZM258 136V135H257ZM124 137V136H123ZM122 137V138H123ZM177 137V136H176ZM264 137V136H263ZM44 138V137H43ZM108 138V137H107ZM111 138V137H110ZM134 138V137H133ZM188 138V137H187ZM167 139V138H166ZM119 140V139H118ZM148 140V139H147ZM183 140V139H182ZM188 140V139H187ZM258 140V142L260 141V144L262 143L263 145H259L256 141ZM177 141V140H176ZM194 141V142H195ZM124 142V141H123ZM126 142V141H125ZM139 142V141H138ZM190 142V140H189ZM122 143V142H121ZM130 143V142H128ZM182 143V142H181ZM187 143V142H186ZM191 143V142H190ZM177 144V143H176ZM185 144V143H184ZM188 144V143H187ZM195 144V143H194ZM131 145V144H130ZM163 145V144H161ZM167 145V144H165ZM171 145V144H170ZM169 145V146H170ZM175 145V144H174ZM178 145V144H177ZM193 145V144H192ZM196 145V144H195ZM141 146V145H140ZM158 146V145H157ZM180 146V145H179ZM178 146V147H179ZM187 146V145H186ZM135 147V146H134ZM182 147V145H181ZM195 147V146H194ZM149 148V147H148ZM167 148V147H166ZM198 148V147H197ZM174 149V148H173ZM172 149V150H173ZM176 149V148H175ZM179 149V148H178ZM203 149V148H202ZM203 149V151H204ZM208 149V150H207ZM142 150V149H141ZM183 150V149H181ZM191 150V149H190ZM200 150V149H199ZM146 151V150H145ZM159 151V150H158ZM169 150H167L168 152ZM202 151V152H203ZM205 151V152H206ZM148 152V151H147ZM171 152V151H170ZM177 152V151H176ZM180 152V151H179ZM204 152V153H205ZM73 153H76V152H73ZM141 153V152H140ZM156 153V152H155ZM160 153V151H159ZM183 153V152H182ZM186 153V152H185ZM184 153V154H185ZM196 153V152H195ZM198 153V152H197ZM207 153V152H206ZM152 154V153H151ZM168 154V153H167ZM191 154V153H190ZM199 154H201L199 152ZM146 155V154H145ZM144 155V156H145ZM174 155V154H173ZM76 156H77V153H76ZM155 156V155H154ZM184 156V155H183ZM189 156V155H188ZM196 156V155H195ZM178 157V156H177ZM199 157V155H198ZM156 158V157H155ZM188 158V157H187ZM209 158V157H208ZM212 158V157H211ZM158 159V158H157ZM185 159V158H184ZM196 159V158H195ZM165 160V159H164ZM167 160V159H166ZM203 160V159H202ZM175 161V160H174ZM189 161V160H188ZM207 161V160H206ZM214 161V162H215ZM171 162V161H170ZM180 162V161H179ZM190 162V161H189ZM194 162V161H193ZM204 162V161H203ZM211 162V161H210ZM215 162V163H216ZM172 163V162H171ZM177 163V162H176ZM178 164V163H177ZM193 165V164H192ZM191 166V165H190ZM199 166V165H198ZM218 166V165H217ZM240 166V167H241ZM179 167V166H178ZM206 167V166H204ZM212 167V166H211ZM216 167V166H215ZM191 168V167H190ZM214 168V167H213ZM216 168V169H217ZM207 169V167H206ZM215 169V168H214ZM240 170V168H238ZM186 170V169H185ZM196 170V169H195ZM209 170V169H208ZM109 171V170H108ZM183 171V169H182ZM194 171V170H193ZM192 171V172H193ZM211 171V169H210ZM217 171V172H218ZM226 171V172H228ZM241 171V170H240ZM190 172V171H189ZM225 172V173H226ZM230 172V171H229ZM233 172V171H232ZM238 172V171H237ZM212 173V172H211ZM187 174V173H186ZM190 174V173H189ZM201 174V173H200ZM208 174V173H207ZM206 174V175H207ZM234 174V173H233ZM239 174V173H238ZM213 175V174H212ZM232 175V174H230ZM235 175V174H234ZM227 176L229 177V175L227 174ZM203 177V176H202ZM207 177V176H206ZM221 177H224L221 176ZM233 177V175H232ZM205 178V177H204ZM211 178V177H209ZM212 179V178H211ZM210 179V180H211ZM231 179V178H229ZM245 180V176L243 178ZM242 179V181H243ZM206 180V179H205ZM214 181V180H213ZM221 181V180H220ZM237 181V179H236ZM240 181V180H239ZM217 182V180H216ZM234 182V181H233ZM257 182V181H256ZM219 183V182H218ZM247 183V182H246ZM223 184V183H222ZM243 184V183H242ZM253 184V182H252ZM251 184V185H252ZM255 184V183H254ZM249 185V184H248ZM257 185V184H256ZM237 186V185H236ZM238 187V186H237ZM236 187V188H237ZM241 187V186H240ZM257 187V186H256ZM244 188V187H243ZM251 188V187H250ZM255 188V187H254ZM245 189V188H244ZM248 189V188H247ZM240 190V189H239ZM249 190V189H248ZM251 190V189H250ZM237 191V190H236ZM255 191V189H254ZM259 191H263V190H259ZM241 192V191H240ZM256 193V192H255ZM263 194V193H262ZM233 195V194H232ZM253 195V194H252ZM260 197V196H259ZM252 198V196H251ZM254 198V197H253ZM244 199V198H243ZM241 201V200H240ZM248 201V200H247ZM246 201V202H247ZM256 201V200H255ZM254 201V202H255ZM258 201V200H257ZM166 202V201H165ZM262 202V201H261ZM243 206V205H242ZM250 206V205H249ZM245 209V208H244Z\"/></svg>", "mask_w": 264, "mask_h": 264}, {"label": "water", "instance_id": "obj_3", "mask_svg": "<svg viewBox=\"0 0 264 264\" xmlns=\"http://www.w3.org/2000/svg\"><path fill=\"white\" fill-rule=\"evenodd\" d=\"M0 155L41 174L45 184H63L93 203L103 201L137 227L195 249L198 264H258L140 206L0 133ZM119 250L126 264H156L163 253L141 247L134 233L115 229L87 209L44 192L9 194L0 264H94Z\"/></svg>", "mask_w": 264, "mask_h": 264}, {"label": "snow or ice", "instance_id": "obj_4", "mask_svg": "<svg viewBox=\"0 0 264 264\" xmlns=\"http://www.w3.org/2000/svg\"><path fill=\"white\" fill-rule=\"evenodd\" d=\"M247 6L253 7L254 5ZM258 7L264 15V4H260ZM21 72H24V70L11 60L4 66V96L7 102L16 106L28 107L31 98L38 97L42 90L45 94H55L63 87L65 95L61 99L66 103L79 102L81 107L88 103L85 99V93L79 90L78 84H74L66 77L61 79L60 76L44 69H31L24 72L22 80L19 79L18 75H13ZM16 80H19V85L13 84V81ZM9 85H12V87L10 88ZM10 97L11 99H9ZM87 134L93 135L97 139L105 135L104 133H97L96 129H87ZM189 179L195 180V177L192 176ZM16 191L47 193L71 206L87 209L90 213L106 219L117 230L134 233L141 247L163 253V259L157 261L156 264H198L195 249L174 243L152 232L144 235V228L137 227L131 218L124 216L119 209H113L105 205L103 201L96 203L88 201L82 193L76 192L63 184H53L51 182L45 184L43 175L17 160L10 159L7 155H0V254H2L4 246L5 213L9 194ZM243 210L244 207L242 206L241 211ZM251 211L254 216L255 210ZM260 215L264 218V205L261 206ZM121 257L122 253L119 250H113L106 253V258L96 261L94 264H126Z\"/></svg>", "mask_w": 264, "mask_h": 264}]
</instances>
